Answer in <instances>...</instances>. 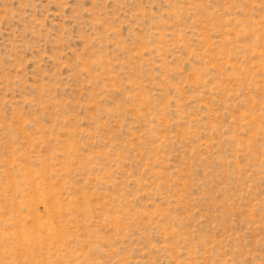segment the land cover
Returning a JSON list of instances; mask_svg holds the SVG:
<instances>
[{
  "label": "rangeland",
  "instance_id": "1",
  "mask_svg": "<svg viewBox=\"0 0 264 264\" xmlns=\"http://www.w3.org/2000/svg\"><path fill=\"white\" fill-rule=\"evenodd\" d=\"M0 264H264V0H0Z\"/></svg>",
  "mask_w": 264,
  "mask_h": 264
}]
</instances>
